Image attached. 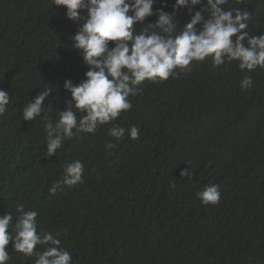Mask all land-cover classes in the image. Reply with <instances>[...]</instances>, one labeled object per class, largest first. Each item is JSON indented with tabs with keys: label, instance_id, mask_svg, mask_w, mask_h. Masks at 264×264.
I'll list each match as a JSON object with an SVG mask.
<instances>
[{
	"label": "trees",
	"instance_id": "16d2710c",
	"mask_svg": "<svg viewBox=\"0 0 264 264\" xmlns=\"http://www.w3.org/2000/svg\"><path fill=\"white\" fill-rule=\"evenodd\" d=\"M0 264H264V0H0Z\"/></svg>",
	"mask_w": 264,
	"mask_h": 264
}]
</instances>
